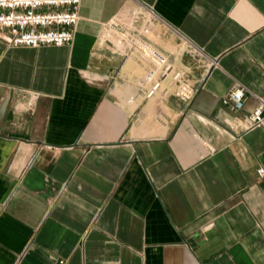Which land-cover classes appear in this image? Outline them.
<instances>
[{
    "label": "crops",
    "instance_id": "1",
    "mask_svg": "<svg viewBox=\"0 0 264 264\" xmlns=\"http://www.w3.org/2000/svg\"><path fill=\"white\" fill-rule=\"evenodd\" d=\"M130 36L166 60L150 98ZM258 100L264 0H80L68 46L0 39V264H264Z\"/></svg>",
    "mask_w": 264,
    "mask_h": 264
},
{
    "label": "built area",
    "instance_id": "2",
    "mask_svg": "<svg viewBox=\"0 0 264 264\" xmlns=\"http://www.w3.org/2000/svg\"><path fill=\"white\" fill-rule=\"evenodd\" d=\"M79 3L80 0H0V39L12 47L68 46L78 21ZM125 44L147 66L138 84L146 85L142 95L150 98L159 89L157 72L162 75L167 71L166 60L136 37L125 38ZM177 79L178 74L173 75L172 80ZM244 93L241 88H231L221 103L238 111L243 106ZM263 111L264 102L258 100L257 107L247 116V128L263 125ZM257 174L261 175L262 170L258 169Z\"/></svg>",
    "mask_w": 264,
    "mask_h": 264
}]
</instances>
